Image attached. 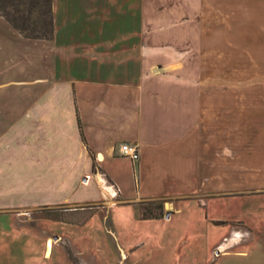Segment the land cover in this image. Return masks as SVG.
Returning a JSON list of instances; mask_svg holds the SVG:
<instances>
[{"label": "crops", "instance_id": "0c3cea01", "mask_svg": "<svg viewBox=\"0 0 264 264\" xmlns=\"http://www.w3.org/2000/svg\"><path fill=\"white\" fill-rule=\"evenodd\" d=\"M143 3L54 0L49 40L27 38L0 17L1 42L10 37L23 49L12 60L0 54V214L22 220L39 209L115 204L137 174L143 196L121 202L156 205L157 218L140 220L147 223L173 218L195 191L202 200L264 192L224 185L238 163L231 167L229 122L214 108L223 115L229 104L190 83L206 80L213 66L207 51H197L207 46H186L195 49L190 64L181 44L166 58L164 42L150 43ZM258 139L242 163L264 176ZM124 143L138 146L139 161L121 155ZM124 161L130 168L120 167ZM203 203L219 235L210 264H264V218L229 217L220 201Z\"/></svg>", "mask_w": 264, "mask_h": 264}, {"label": "rangeland", "instance_id": "374dc122", "mask_svg": "<svg viewBox=\"0 0 264 264\" xmlns=\"http://www.w3.org/2000/svg\"><path fill=\"white\" fill-rule=\"evenodd\" d=\"M143 7L150 12V43L164 42L166 58L180 44L207 46L197 51H207L213 66L206 80L190 83L191 88L211 95L209 99L228 101V113L226 108L223 115L214 108L218 120L223 116L229 122L231 167L238 163L224 177V185L233 191L264 188V176L244 171L242 163L252 156L249 148L260 143V136L264 141V0H144ZM2 39L4 58L23 54L15 40ZM186 48L177 51L190 64L195 49ZM44 58V47L39 46V68ZM119 165L131 166L125 161ZM136 178L125 185L120 199L113 196L112 200L118 199L115 204L104 201L80 212L39 209L22 220L0 214V264H210L219 235L201 205L204 200L215 205L220 201L229 217L264 218V192H231L221 199L202 200L195 191L194 197L179 200L180 212L173 218L166 214L163 223L142 222L143 214L148 217L160 211L151 202H121L143 196L138 174Z\"/></svg>", "mask_w": 264, "mask_h": 264}, {"label": "trees", "instance_id": "16d2710c", "mask_svg": "<svg viewBox=\"0 0 264 264\" xmlns=\"http://www.w3.org/2000/svg\"><path fill=\"white\" fill-rule=\"evenodd\" d=\"M0 17L27 38L49 40L54 33V0H0ZM157 217L143 214L141 219Z\"/></svg>", "mask_w": 264, "mask_h": 264}, {"label": "built area", "instance_id": "2783aa9c", "mask_svg": "<svg viewBox=\"0 0 264 264\" xmlns=\"http://www.w3.org/2000/svg\"><path fill=\"white\" fill-rule=\"evenodd\" d=\"M120 152L123 157L130 158L133 162L140 160V152L136 144L124 143L120 147Z\"/></svg>", "mask_w": 264, "mask_h": 264}, {"label": "bare ground", "instance_id": "6f19581e", "mask_svg": "<svg viewBox=\"0 0 264 264\" xmlns=\"http://www.w3.org/2000/svg\"><path fill=\"white\" fill-rule=\"evenodd\" d=\"M86 181H87V179H86ZM51 246H52V242L50 241V242H49V248H50Z\"/></svg>", "mask_w": 264, "mask_h": 264}]
</instances>
